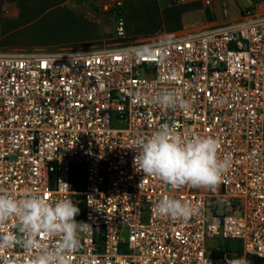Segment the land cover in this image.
I'll return each instance as SVG.
<instances>
[{
    "label": "built area",
    "instance_id": "1",
    "mask_svg": "<svg viewBox=\"0 0 264 264\" xmlns=\"http://www.w3.org/2000/svg\"><path fill=\"white\" fill-rule=\"evenodd\" d=\"M97 47L0 50V188L67 197L87 224L72 264H249L264 258V10L153 39ZM164 87L187 110L155 101ZM162 123L211 136L231 166L214 190L172 188L135 167V142ZM164 196L196 208L155 212ZM9 218L0 230L15 231ZM232 239L239 240L233 245ZM57 237L41 238L52 247ZM40 247L0 249V264H31Z\"/></svg>",
    "mask_w": 264,
    "mask_h": 264
},
{
    "label": "clouds",
    "instance_id": "2",
    "mask_svg": "<svg viewBox=\"0 0 264 264\" xmlns=\"http://www.w3.org/2000/svg\"><path fill=\"white\" fill-rule=\"evenodd\" d=\"M155 101L169 109L187 110L190 104L174 88L164 87ZM135 167L172 188L191 185L214 190L231 166L230 154L218 155V142L211 136H182L173 124L162 123L132 147ZM80 208L67 197L49 202L28 189L17 195L0 188V224L15 217V231L0 230V249L19 245L28 252L40 247L31 264H72V253L80 248V233L87 224L76 216ZM155 212L171 219H187L196 208L186 200L161 197ZM57 237L52 247H41V238Z\"/></svg>",
    "mask_w": 264,
    "mask_h": 264
},
{
    "label": "rangeland",
    "instance_id": "3",
    "mask_svg": "<svg viewBox=\"0 0 264 264\" xmlns=\"http://www.w3.org/2000/svg\"><path fill=\"white\" fill-rule=\"evenodd\" d=\"M160 1L0 0V50L112 44L116 40L115 13L119 9L126 21L129 40L168 36L213 24V18L221 22L238 17L248 8L264 10V0H167V6ZM172 6L175 11L160 15L159 20L157 10ZM156 26L158 30L148 33V29ZM231 243L234 248L239 240L232 239Z\"/></svg>",
    "mask_w": 264,
    "mask_h": 264
},
{
    "label": "trees",
    "instance_id": "4",
    "mask_svg": "<svg viewBox=\"0 0 264 264\" xmlns=\"http://www.w3.org/2000/svg\"><path fill=\"white\" fill-rule=\"evenodd\" d=\"M45 3V2H44ZM42 5V4H41ZM173 7V6H172ZM175 9H176V7H173V8H170V7H166L165 9H163V10H157V12H158V18H159V16L160 15H162V16H167L168 15V13H170L171 11V14L173 13V11H175ZM170 14V15H171ZM159 20H160V18H159ZM181 24V23H180ZM181 27V25H179L178 27H176V28H180ZM159 29V26H156V27H153V28H150V29H148L147 31H148V33H153V32H155L156 30H158ZM248 261H249V264H264V258L263 257H259V256H256V255H249L248 256Z\"/></svg>",
    "mask_w": 264,
    "mask_h": 264
},
{
    "label": "crops",
    "instance_id": "5",
    "mask_svg": "<svg viewBox=\"0 0 264 264\" xmlns=\"http://www.w3.org/2000/svg\"><path fill=\"white\" fill-rule=\"evenodd\" d=\"M210 0H208V2H209ZM160 3H162L161 5H163V6H167L168 5V1L167 0H161L160 1ZM213 21H217L216 19L214 20V18L212 19Z\"/></svg>",
    "mask_w": 264,
    "mask_h": 264
}]
</instances>
